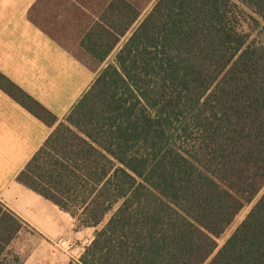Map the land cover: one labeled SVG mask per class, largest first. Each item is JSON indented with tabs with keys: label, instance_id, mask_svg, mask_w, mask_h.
<instances>
[{
	"label": "trees",
	"instance_id": "trees-1",
	"mask_svg": "<svg viewBox=\"0 0 264 264\" xmlns=\"http://www.w3.org/2000/svg\"><path fill=\"white\" fill-rule=\"evenodd\" d=\"M93 14L80 48L98 66L115 55L62 122L0 73L53 128L16 181L97 228L77 264H264V0ZM24 229L0 202V264H22Z\"/></svg>",
	"mask_w": 264,
	"mask_h": 264
},
{
	"label": "crops",
	"instance_id": "crops-1",
	"mask_svg": "<svg viewBox=\"0 0 264 264\" xmlns=\"http://www.w3.org/2000/svg\"><path fill=\"white\" fill-rule=\"evenodd\" d=\"M91 1L0 0V73L57 123L109 60L92 66V59L79 46L96 13ZM40 19L52 21L44 26ZM63 36L66 42L59 41ZM69 43L88 61L73 53ZM52 130L0 90V202L25 225L10 246L22 264H72L71 256L79 259L97 230L80 228L69 213L16 181ZM60 240L62 249L56 246ZM66 242L72 248L65 253Z\"/></svg>",
	"mask_w": 264,
	"mask_h": 264
},
{
	"label": "rangeland",
	"instance_id": "rangeland-1",
	"mask_svg": "<svg viewBox=\"0 0 264 264\" xmlns=\"http://www.w3.org/2000/svg\"><path fill=\"white\" fill-rule=\"evenodd\" d=\"M105 0H92L91 1V7L92 10L94 12H97L102 4L104 3ZM131 2H133L137 7H139L142 11V16L141 19L144 18V16L148 13V11L150 10V8L152 7L153 3L156 0H130ZM87 4V3H86ZM61 11V9H59L57 12L59 13ZM55 17L59 16L54 14ZM52 20H47V19H40V23L44 26H47L49 24V22H51ZM50 29H52L51 27H49ZM53 32L56 33V31L54 30ZM58 34V33H57ZM58 36V35H57ZM64 38V36H63ZM59 41H63L66 42L65 38L64 39H60ZM71 47H69L73 53L77 54V56L82 59L85 60L86 62L88 61V58L86 56H84L83 52H79L80 50H76L75 48H73V45L71 43H69ZM114 58V54H112L108 60V62H112ZM92 66H94V62L92 61ZM251 208L250 206L245 207L241 213L237 216V218L235 219V221L232 223V225L225 231V233L217 240V245L220 248L224 242L229 238V236L233 233V231L235 230V228L240 224V222L245 218V216L247 215V213L249 212Z\"/></svg>",
	"mask_w": 264,
	"mask_h": 264
},
{
	"label": "built area",
	"instance_id": "built-area-1",
	"mask_svg": "<svg viewBox=\"0 0 264 264\" xmlns=\"http://www.w3.org/2000/svg\"><path fill=\"white\" fill-rule=\"evenodd\" d=\"M56 246H57V248H63V246H64V242L63 241H58L57 243H56ZM72 248V244L71 243H68V242H66V247H65V253H66V251L67 252H69V250ZM71 260H72V264H77V263H79V261H78V259H74L72 256H71Z\"/></svg>",
	"mask_w": 264,
	"mask_h": 264
}]
</instances>
